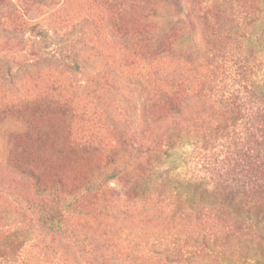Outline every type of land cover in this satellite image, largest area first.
<instances>
[{
	"label": "rangeland",
	"instance_id": "1",
	"mask_svg": "<svg viewBox=\"0 0 264 264\" xmlns=\"http://www.w3.org/2000/svg\"><path fill=\"white\" fill-rule=\"evenodd\" d=\"M161 26L172 29L168 44L187 36L178 54L153 58L146 42L127 48L119 39ZM153 76L173 102L191 86L206 93L203 105L185 109L188 131L170 127L174 148L154 170L144 150H166V128L144 119L167 110L147 82ZM226 91L264 103V0H0V255L17 258L0 264H165L144 257L134 238L169 226L158 200L137 198L135 178L188 183L197 193L242 190L246 145L227 121ZM215 118L222 133L202 141L191 124ZM110 151L122 158L110 163ZM21 153L44 169L45 183L60 177L64 203L72 202L61 236L42 229L45 214L28 207L39 202L32 182L4 161Z\"/></svg>",
	"mask_w": 264,
	"mask_h": 264
},
{
	"label": "trees",
	"instance_id": "2",
	"mask_svg": "<svg viewBox=\"0 0 264 264\" xmlns=\"http://www.w3.org/2000/svg\"><path fill=\"white\" fill-rule=\"evenodd\" d=\"M171 30L167 26H161L153 31H141L130 38L123 33L118 35L127 48L146 42L147 51L145 53L153 58H163L170 54H178L180 46L187 38L183 32H179L180 35L175 36L177 42L168 44L169 36L172 34ZM39 37L41 42L46 39L45 34H39ZM78 42L80 41L75 43ZM74 49V45L65 47V54L67 53L68 58H77ZM147 82L152 84L149 86L161 97L160 102L164 108L166 106L167 110L164 116H148L144 119L146 127L156 124L155 127H157L159 123H163L166 128L163 141L167 149L162 151L156 147H148L144 150L149 153L146 156V162L154 163L152 164L154 170L160 167L162 155H168L167 150L174 148L170 127L179 126L181 130L188 131L185 109L198 106L200 102L203 105L202 97L206 93L202 86H191L184 89L190 92L188 95L181 97L178 102H173L168 95L171 91L158 89L155 76L152 81ZM216 86L217 84L213 83L207 88L209 92L215 91V96ZM174 91L178 94L181 89L174 88ZM226 93L221 104L224 107L229 105L233 107L227 121H230L235 128H239V138L244 140V145H246L243 154L246 168L244 187L240 191L230 190L217 194L208 191L197 193L188 183L177 187L175 183L168 180L158 182L161 179L158 176L150 182H144L140 177L135 178L133 190L137 198L158 200L161 204L159 216L167 219L169 224L165 229L146 233L142 237H134L139 239L144 257L151 254L158 259H163L165 264H264V106H262L264 103L257 102L252 105L247 103L246 105L242 97H238V100L231 92L226 91ZM241 106H244L243 110ZM48 107L55 108L54 103H50ZM169 122L171 125H167ZM191 126L199 134V138L205 142H207L206 133L217 136L223 131L218 130L216 118L204 125L195 122ZM185 136L189 138V132H186ZM27 137L30 142L37 139L31 135ZM118 144L119 150L125 151L126 141L123 136ZM23 154L21 153L18 157H9L4 161L8 162L7 166L10 169L32 182L35 197L39 202L38 204L31 202L28 207L45 214L41 223L42 229L61 236L60 229L65 218L64 212L72 206V202L64 203L66 195L63 194V185L58 175L52 176L50 182L45 183L44 169L36 166L35 161L24 164L21 158ZM121 158L122 155L110 151V160H108L114 163ZM0 165L4 166L1 156ZM103 171L105 168L104 170L99 169L96 177L99 178ZM94 179V176L90 177L87 180L88 184L92 186ZM11 230L15 232L18 228ZM24 233L26 238L29 231H24ZM0 259L9 263L17 261L16 255L8 253L1 254Z\"/></svg>",
	"mask_w": 264,
	"mask_h": 264
}]
</instances>
